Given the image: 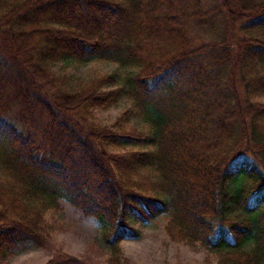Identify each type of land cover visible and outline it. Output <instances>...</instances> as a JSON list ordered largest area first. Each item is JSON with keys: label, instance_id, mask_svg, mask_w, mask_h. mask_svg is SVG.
<instances>
[{"label": "trees", "instance_id": "1", "mask_svg": "<svg viewBox=\"0 0 264 264\" xmlns=\"http://www.w3.org/2000/svg\"><path fill=\"white\" fill-rule=\"evenodd\" d=\"M70 60L133 69L110 88ZM61 200L110 264L160 215L215 264H264V0H0V259L41 246Z\"/></svg>", "mask_w": 264, "mask_h": 264}, {"label": "rangeland", "instance_id": "2", "mask_svg": "<svg viewBox=\"0 0 264 264\" xmlns=\"http://www.w3.org/2000/svg\"><path fill=\"white\" fill-rule=\"evenodd\" d=\"M240 33L237 25L234 27ZM58 74L67 73L78 80L90 75L110 72L115 77L114 87L126 83L132 66L115 61L89 60L56 64ZM241 91V87L238 85ZM131 105L128 96H122L116 104L97 110L102 122L110 123L114 117ZM15 109V108H14ZM168 215H160L147 223L137 225L138 236L120 242L122 253L116 264H215L217 256L201 245L187 246L170 240L165 232ZM48 238L41 246L26 245L13 250L0 259V264H44L53 255L61 252L83 261L84 264H110L109 251L103 244L101 228L92 219H86L76 212L65 200L59 209L45 215Z\"/></svg>", "mask_w": 264, "mask_h": 264}]
</instances>
